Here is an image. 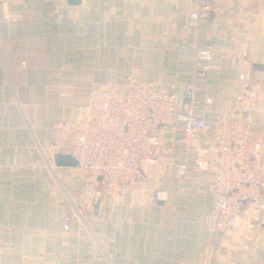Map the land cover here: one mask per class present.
Listing matches in <instances>:
<instances>
[{"label":"crops","instance_id":"crops-1","mask_svg":"<svg viewBox=\"0 0 264 264\" xmlns=\"http://www.w3.org/2000/svg\"><path fill=\"white\" fill-rule=\"evenodd\" d=\"M197 2L0 0V264H264V220L250 240L216 234L211 173L175 176L192 154L174 147L164 162L142 165L139 185L168 192L158 201L141 189L134 199L95 197L69 167L44 161L62 139L53 123L74 119L92 83L130 75L181 90L198 47L211 50L197 94L203 108L211 98L207 123L233 105L244 72L256 104L248 118L264 125V0H211L210 15L192 25Z\"/></svg>","mask_w":264,"mask_h":264},{"label":"built area","instance_id":"built-area-1","mask_svg":"<svg viewBox=\"0 0 264 264\" xmlns=\"http://www.w3.org/2000/svg\"><path fill=\"white\" fill-rule=\"evenodd\" d=\"M211 11V0H198L188 22L197 25ZM195 59L181 90L174 83H138L130 75L108 86L92 83L74 119L53 123L62 139L50 145V159L42 153L44 161L52 170L55 154L71 155L76 165L69 168L82 178L81 190H92L95 197L134 199L141 189L158 201L168 192L151 181L139 185L141 167L164 161L177 147L192 157L175 164L176 177L188 170L211 173L206 191L213 231L250 240L264 220V125L254 127L248 118L256 104L244 72L238 74L233 105L215 110L209 125L202 112L211 109V98L203 108L197 94L208 76L210 48L198 47ZM68 225L64 219L62 227Z\"/></svg>","mask_w":264,"mask_h":264},{"label":"water","instance_id":"water-1","mask_svg":"<svg viewBox=\"0 0 264 264\" xmlns=\"http://www.w3.org/2000/svg\"><path fill=\"white\" fill-rule=\"evenodd\" d=\"M68 2L76 4L80 2V0H68ZM53 160L57 166L71 167L76 165L75 159L69 154L57 153L54 155Z\"/></svg>","mask_w":264,"mask_h":264},{"label":"rangeland","instance_id":"rangeland-1","mask_svg":"<svg viewBox=\"0 0 264 264\" xmlns=\"http://www.w3.org/2000/svg\"><path fill=\"white\" fill-rule=\"evenodd\" d=\"M169 156H170V155L166 156V159H167ZM166 159H165V160H166ZM165 160H164V161H165ZM164 161H161V162H164Z\"/></svg>","mask_w":264,"mask_h":264}]
</instances>
